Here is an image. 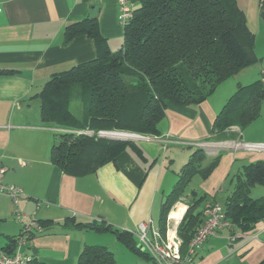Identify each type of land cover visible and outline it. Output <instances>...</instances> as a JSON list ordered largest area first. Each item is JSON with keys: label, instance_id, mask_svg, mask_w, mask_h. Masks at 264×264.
I'll return each instance as SVG.
<instances>
[{"label": "crops", "instance_id": "1", "mask_svg": "<svg viewBox=\"0 0 264 264\" xmlns=\"http://www.w3.org/2000/svg\"><path fill=\"white\" fill-rule=\"evenodd\" d=\"M235 1L254 36L255 55L258 48L264 54V0ZM92 8L109 49L119 50L124 28L117 21V0H0V161L6 170L2 182L23 191L22 212L36 213L33 237L24 252L44 264H76L84 246H101L104 237L118 241L109 232L75 228L72 220L127 233L149 219L158 227L161 206L190 148L203 149L209 158L222 154L212 173L196 180V194L223 211L235 176L244 166L264 161L263 102L258 118L246 128L229 129L236 138L208 141L223 108L212 94L199 105L166 104L158 136L130 134L123 139L134 142L139 152L128 148L89 175L63 174L49 158L57 130L42 124L37 95L53 74L95 58L94 43L85 36L64 43L65 27L88 18ZM249 71L238 73L239 80L248 78L239 86L260 80V73ZM250 196L264 199V186L252 187ZM175 205L187 210L186 203ZM13 212L11 200L0 194V256L21 231ZM192 264H264V219L248 230L219 231L194 254Z\"/></svg>", "mask_w": 264, "mask_h": 264}, {"label": "trees", "instance_id": "2", "mask_svg": "<svg viewBox=\"0 0 264 264\" xmlns=\"http://www.w3.org/2000/svg\"><path fill=\"white\" fill-rule=\"evenodd\" d=\"M133 2V16L123 27V43L115 52L102 37L96 17L67 25L64 43L85 36L93 41L96 56L53 74L37 95L42 124L57 130L49 158L63 174L89 175L114 162L128 148L139 152L130 140L98 138L97 133L156 137L166 104L199 105L218 85L259 60L254 53V36L235 0ZM73 86L80 88L79 100L85 108L82 119L70 111ZM263 99L261 79L238 86L214 119L208 141L236 138L229 129L243 130L256 120ZM60 129L68 132H59ZM73 131H92L93 135ZM190 149L188 162L178 172L177 181L161 206L158 226L163 233L171 208L180 200L186 201L187 210L177 226L182 253L203 224V207L210 201L193 191L186 194V189L194 176L207 178L222 157L218 153L209 158L201 148ZM235 179V187L224 204L225 217L231 230H248L264 219V199L250 196L252 187L264 186V161L244 166ZM72 223L75 228L109 232L131 252L145 255L131 233L95 222ZM15 239L3 249L4 254L13 252ZM30 264L44 263L32 256ZM76 264L116 261L106 247L84 246Z\"/></svg>", "mask_w": 264, "mask_h": 264}, {"label": "built area", "instance_id": "3", "mask_svg": "<svg viewBox=\"0 0 264 264\" xmlns=\"http://www.w3.org/2000/svg\"><path fill=\"white\" fill-rule=\"evenodd\" d=\"M117 8V21L120 26L124 27L133 16L134 2L133 0H117ZM260 79L264 83V68L260 69ZM5 172L0 161V194L11 200L14 206V219L20 223L21 231L15 239L13 252L9 255L2 254L0 264H30L32 256L25 253L24 249L32 240V224L35 221L36 213L32 212L27 215L19 209L20 201L24 197L23 191L18 186L2 182ZM177 210V205L171 208L166 217L163 233L150 219L138 224L137 230L131 233L138 246L147 253L154 264H192L194 254L210 237L216 236L223 229L229 230L232 226L220 205L207 201L203 207L204 222L191 239L187 251L182 253V240L177 234V226L184 212L180 216L171 218V213L178 212ZM230 239L234 240L235 236Z\"/></svg>", "mask_w": 264, "mask_h": 264}, {"label": "rangeland", "instance_id": "4", "mask_svg": "<svg viewBox=\"0 0 264 264\" xmlns=\"http://www.w3.org/2000/svg\"><path fill=\"white\" fill-rule=\"evenodd\" d=\"M136 1V0H135ZM261 45V44H258ZM121 46V44H120ZM257 47V46H256ZM120 48V47H119ZM118 48V49H119ZM257 49V48H256ZM256 55L257 58L259 59L257 61V63H255L254 65L249 66L248 68H246L247 70H250L249 72H253V73H260L259 72V68H263L264 67V54L262 51H260V48H258L256 50ZM241 75L237 74L234 75L233 77L228 78L227 80H225L224 82H222L220 85H218V87L216 88V90L214 91L213 95L215 98L220 99V103H221V107H224L225 104L227 103V101L231 98V96L235 93L236 89L238 88V83H244L245 81L248 79L246 77L241 78V80H239L238 78ZM248 81V80H247ZM253 82V80L251 81ZM251 82H247V83H251ZM240 86H246V85H240ZM79 94H80V88L78 86H73L71 89V102H70V111L73 113V115L78 118V119H82L83 115H84V105L82 104V102L79 100ZM263 106H264V99H263ZM59 132H68V131H63V130H58ZM71 132V131H70ZM75 134H84L87 136H92L93 132L92 131H81V132H74ZM110 133H97V137H104V138H110V139H119V140H123V138L117 137V136H111L108 135ZM126 137H131L130 134H123ZM182 148H179V151H182ZM163 156H161V159H163ZM188 162V160H187ZM185 162V164L187 163ZM184 164V165H185ZM195 179H193V181L191 180L190 184L188 185L187 189H186V194H189V192L193 191L196 192L198 190V184H197V179H202L199 175L194 176ZM177 181V180H176ZM173 188H171V190L169 191V193L172 191ZM197 193V192H196ZM253 197H256L254 195H256V193L252 194ZM198 196H202V194H198ZM252 197V196H251ZM179 203L184 204L185 202L180 200ZM108 236V235H107ZM110 239H108L107 237H104L103 239L100 240V245L103 247H107V249L109 251H111L114 255L116 264H154L153 261L147 257V253L144 252L145 255H138L136 253L131 252L130 250H128L126 248V246L119 242V241H115L114 242H109Z\"/></svg>", "mask_w": 264, "mask_h": 264}, {"label": "bare ground", "instance_id": "5", "mask_svg": "<svg viewBox=\"0 0 264 264\" xmlns=\"http://www.w3.org/2000/svg\"><path fill=\"white\" fill-rule=\"evenodd\" d=\"M108 135H111V136H117V137H120V138H123V139H125V138H128V136L126 137L125 135H123V133H110V134H108ZM134 138V137H133ZM130 139V138H129ZM178 212H172L171 213V218H174V217H176L177 215H181L182 214V212H183V208H181V207H178V210H177Z\"/></svg>", "mask_w": 264, "mask_h": 264}, {"label": "water", "instance_id": "6", "mask_svg": "<svg viewBox=\"0 0 264 264\" xmlns=\"http://www.w3.org/2000/svg\"><path fill=\"white\" fill-rule=\"evenodd\" d=\"M95 13H96V9L92 8L91 13H90V17H96Z\"/></svg>", "mask_w": 264, "mask_h": 264}]
</instances>
